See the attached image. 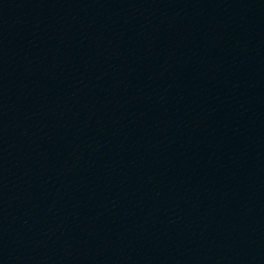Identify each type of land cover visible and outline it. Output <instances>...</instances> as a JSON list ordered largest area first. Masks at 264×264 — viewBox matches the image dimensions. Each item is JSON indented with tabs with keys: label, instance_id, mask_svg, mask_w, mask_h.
Segmentation results:
<instances>
[{
	"label": "water",
	"instance_id": "95a60500",
	"mask_svg": "<svg viewBox=\"0 0 264 264\" xmlns=\"http://www.w3.org/2000/svg\"><path fill=\"white\" fill-rule=\"evenodd\" d=\"M0 264H264V0H0Z\"/></svg>",
	"mask_w": 264,
	"mask_h": 264
}]
</instances>
